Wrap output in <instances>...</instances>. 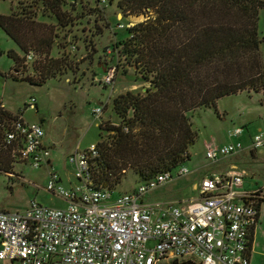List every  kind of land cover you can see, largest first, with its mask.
Here are the masks:
<instances>
[{
  "label": "trees",
  "instance_id": "1",
  "mask_svg": "<svg viewBox=\"0 0 264 264\" xmlns=\"http://www.w3.org/2000/svg\"><path fill=\"white\" fill-rule=\"evenodd\" d=\"M61 27L71 16L65 0H40ZM116 7L125 15L143 18L126 28L120 40L126 61L148 82L143 92L126 91L112 100L118 123L105 124L107 140L96 142L91 160L94 186L114 187L130 169L140 181L174 169L188 158L195 140L188 113L215 106L216 101L242 91H264V67L259 46L258 13L264 0H96ZM36 11L0 14V28L20 48L23 56L6 52L14 66L24 67L25 57L37 53L43 61L34 65L38 76L19 78L41 85L56 74L48 59L54 37L52 26L35 20ZM51 62V64L49 63ZM0 106V173H12L13 163L22 162L20 143H7L6 133L19 117ZM102 125V124H100ZM263 198L258 202V210ZM253 231L248 236L250 257ZM163 264H196L171 259Z\"/></svg>",
  "mask_w": 264,
  "mask_h": 264
},
{
  "label": "rangeland",
  "instance_id": "2",
  "mask_svg": "<svg viewBox=\"0 0 264 264\" xmlns=\"http://www.w3.org/2000/svg\"><path fill=\"white\" fill-rule=\"evenodd\" d=\"M23 8L35 10L34 19L54 29L56 36L47 62L48 59H58L52 64L56 74L41 85L18 80L25 75L36 78L38 72H34L33 67L43 61V56L37 53L27 55L24 67H18L17 71L6 52L12 50L19 56L23 53L0 28V106L14 114L19 112L28 122L41 124L52 166L61 177V184L69 187L76 179L72 167L64 160L67 154L76 148L83 150L92 143L107 140L110 133L99 127L119 122L112 107L113 98L126 91L143 92L148 86L136 67L126 61L122 45L118 44L128 37L126 28L143 17L121 13L115 2L110 5L99 3L98 6L96 0H65L61 8L71 16L72 21L61 27L40 0H0V14H20ZM258 32L260 37H264V8L258 13ZM259 51L264 67V39ZM111 68L113 80L105 83L103 77ZM97 107H102L100 118L93 113ZM188 117L195 140L188 147L189 158L182 165L190 172L197 171L175 178L145 195L143 200L197 197L192 182L198 181L208 171L219 172L217 168L216 171L212 169L218 163H234L243 168V180L250 190L264 185V145L251 154L245 148L215 164L205 158L208 145L239 140L247 147L255 134H264V91H242L223 96L214 107L197 108L188 113ZM236 128H242V134L230 136L229 132ZM177 169L174 168L173 172ZM48 170L47 165L33 168L16 161L12 173H0V210H22L32 200L47 206L64 207L65 201L45 190ZM139 182L127 169L113 192L132 191ZM261 206L263 221L255 230L256 255L251 264H264V202ZM0 264L10 263L0 259Z\"/></svg>",
  "mask_w": 264,
  "mask_h": 264
},
{
  "label": "built area",
  "instance_id": "3",
  "mask_svg": "<svg viewBox=\"0 0 264 264\" xmlns=\"http://www.w3.org/2000/svg\"><path fill=\"white\" fill-rule=\"evenodd\" d=\"M112 80L113 68L103 77L105 83ZM93 113L100 118L102 107ZM242 132L236 128L229 135L238 137ZM44 137L41 124L19 116L5 140L20 143L22 162L33 168L48 164L45 190L66 205L47 206L32 200L22 210H0L1 260L10 264H162L177 258L196 264H249L248 236L257 223V205L263 195L259 190H240L244 171L238 167L200 177L194 186L197 197L143 200L190 171L180 165L175 173L162 171L140 181L132 191L114 194V189L92 184L91 160L97 156L92 143L65 157L76 181L64 187L48 162L50 149ZM263 145L260 132L247 147L239 140L208 145L205 158L215 164L245 148L253 151Z\"/></svg>",
  "mask_w": 264,
  "mask_h": 264
},
{
  "label": "crops",
  "instance_id": "4",
  "mask_svg": "<svg viewBox=\"0 0 264 264\" xmlns=\"http://www.w3.org/2000/svg\"><path fill=\"white\" fill-rule=\"evenodd\" d=\"M45 138V137H44ZM250 152V154L252 153V151H249ZM65 160V159H64ZM48 162H49V164H51V165H53L52 164V161H51V159L49 158V160H48ZM219 162V161H218ZM232 166H236V167H238L237 166V164H234V163H227V164H217V165H215L212 169H213V171H216V168L218 169L217 171H219V172H223V171H226V170H228L230 167H232ZM47 167H48V164H47ZM239 168V167H238ZM239 169H241V168H239ZM242 171H244V177H245V170L242 168L241 169ZM197 171V169H194L193 171H191L190 173L191 174H193L194 172H196ZM211 171H208V173H210ZM189 173V174H190ZM60 177V176H59ZM244 177H243V179H244ZM60 180H61V177H60ZM196 182L197 181H194V182H192V187L194 188V186H195V184H196ZM257 190H259L261 193H262V195H264V191H263V189H264V185L262 186V187H258V188H256ZM240 190L241 191H251L250 190V188L248 187V185L247 184H245V182H244V180H243V182H242V186L240 187ZM263 203V202H262ZM261 205H260V209H259V212H258V219H257V223H256V225H255V227H254V231H253V239H252V245H251V251H250V257H249V264H251L252 262H251V260L255 257V255H256V251H255V248H256V241H255V238H257V234H255L256 232H255V230H256V227L257 226H259V222H261V221H263V216H262V213H261ZM260 227V226H259ZM258 229V228H257Z\"/></svg>",
  "mask_w": 264,
  "mask_h": 264
},
{
  "label": "water",
  "instance_id": "5",
  "mask_svg": "<svg viewBox=\"0 0 264 264\" xmlns=\"http://www.w3.org/2000/svg\"><path fill=\"white\" fill-rule=\"evenodd\" d=\"M145 90V89H144Z\"/></svg>",
  "mask_w": 264,
  "mask_h": 264
}]
</instances>
